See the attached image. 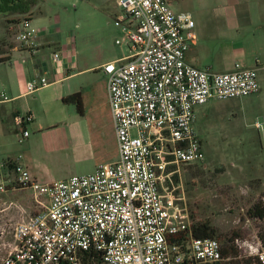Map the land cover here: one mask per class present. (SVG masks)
I'll list each match as a JSON object with an SVG mask.
<instances>
[{
	"label": "built area",
	"instance_id": "1",
	"mask_svg": "<svg viewBox=\"0 0 264 264\" xmlns=\"http://www.w3.org/2000/svg\"><path fill=\"white\" fill-rule=\"evenodd\" d=\"M173 0H117L114 24L129 55L102 70L116 131L119 159L94 173L40 183L18 158L0 155V193L29 190L41 211L14 227L15 246L0 264H84L94 253L105 264H227L223 244L197 238L183 189L182 169L205 161L195 130L196 109L217 101L248 97L261 87L256 68L236 65L232 72L200 69L187 61L197 40L191 14L175 12ZM30 19L16 35L33 50L40 29ZM60 52L52 60L58 64ZM51 84L35 71L27 92ZM9 97L0 95V103ZM32 114L17 116L25 129ZM262 129V125H256ZM234 247L264 264L259 237L235 239Z\"/></svg>",
	"mask_w": 264,
	"mask_h": 264
},
{
	"label": "rangeland",
	"instance_id": "2",
	"mask_svg": "<svg viewBox=\"0 0 264 264\" xmlns=\"http://www.w3.org/2000/svg\"><path fill=\"white\" fill-rule=\"evenodd\" d=\"M101 1L40 0L34 12L38 16L40 9L42 15L31 24L36 28L46 27L50 40L55 41L47 52L53 54L57 43L70 37L78 51L81 67L102 57L129 55L126 45H116V39L123 36L118 35L119 28L114 24L110 5L97 10L99 12L94 10ZM199 3L200 0H180V4H174L172 8L176 12L193 14L199 24L196 16ZM8 24L5 16L0 15V37L5 36L0 42V51L8 46L9 52V45L20 49L16 35L21 25L14 24L9 30ZM213 40L217 41H213L214 49L219 48L216 46L220 42L221 47L228 43L225 39ZM204 42L209 45L210 38L206 37ZM203 58L206 63L212 61L209 55L205 54ZM8 71L9 64L0 60V85ZM259 81L261 89L257 94L211 102L196 109L195 130L202 141L206 159L182 169L183 191L193 225H209L215 231V239L224 247L233 245L237 238L259 237L264 227V220L248 216L249 209L264 195V72L260 73ZM98 83L101 85L100 81ZM50 90L39 93L45 97ZM32 98L30 96L28 101ZM95 101L86 105L83 116L75 104L58 102L47 107L41 100L34 102L35 120L27 124L30 137L20 142L17 133L3 135L0 138L1 156L4 158L10 153L21 157V162L42 184L88 175L100 165L117 161L119 151L115 138L107 142L103 155H97L94 139L97 131L94 132L92 127L101 125L104 129L107 125L109 129L111 123L106 100L103 105L101 101ZM258 123L262 129L256 127ZM41 209L29 190L0 193V260L14 249V227ZM238 253L240 258H247Z\"/></svg>",
	"mask_w": 264,
	"mask_h": 264
},
{
	"label": "crops",
	"instance_id": "3",
	"mask_svg": "<svg viewBox=\"0 0 264 264\" xmlns=\"http://www.w3.org/2000/svg\"><path fill=\"white\" fill-rule=\"evenodd\" d=\"M102 1L101 5H97L94 10L99 12L97 10L104 9L107 5H110V11L114 13L115 21L121 14L117 0ZM38 4H40V1ZM38 4L32 10L31 21L42 15L40 9L38 16L34 12ZM174 4H180V0H173L171 8ZM199 6L196 14L199 24L194 19L197 40L187 53V61L195 67L200 69L210 68L217 73L232 72L235 70L236 65L245 68H256L258 76L264 72V0H200ZM172 9L174 10V8ZM5 18L8 22L20 20L19 24L9 22L8 28L11 30L14 24L20 26L25 16L9 15L5 16ZM206 26L209 27V30L206 29ZM39 29L40 34L36 40L35 49L29 50L22 47L18 49L16 46L9 45V52L8 46H4L6 50L2 49L0 51V60H5L3 62L9 64L8 74L0 85V95L4 94L9 97V101L0 103V138L5 134L14 132L19 134V141L21 140L22 134L15 126V118L28 113L34 116L36 109V103L34 104V102L41 100L49 107L53 103L63 102V99L67 96L80 93L82 97L80 114L82 116L86 113V105L92 104L95 100L101 101L103 105L106 100L107 117L111 123L109 129L107 125L104 129H102L101 125L92 127L94 132L97 131L96 136L94 134L97 155H103L107 142L112 140L110 138H115L116 142L117 138L108 101V79L102 68L108 63L119 62L128 55L113 58L102 57L95 62L88 61L87 63H90V65L81 67L78 51L73 44V38L68 37L67 41L57 43L56 52L58 51L62 54V59L58 64H54L52 60L53 54L48 53L47 48L54 44L55 41L50 40L51 36L48 34L46 27L40 26ZM118 31V35L122 36L121 31ZM206 37L210 38L209 45L204 42ZM4 38L5 36H1L0 42L4 41ZM213 38L225 39L228 43L221 47L222 43L220 42V45L216 46L219 48L214 49L213 41H217L213 40ZM124 45L125 43H122L119 46ZM16 52H20V54ZM205 54L211 57V62H205L203 58ZM35 71H41L46 74L51 80V84L34 94H30L27 92V83ZM98 81H100L101 85H99ZM45 89L51 90L44 97L39 92ZM30 96H33V98L28 101ZM27 126L25 129H27ZM5 158L18 157L8 153L4 156Z\"/></svg>",
	"mask_w": 264,
	"mask_h": 264
},
{
	"label": "trees",
	"instance_id": "4",
	"mask_svg": "<svg viewBox=\"0 0 264 264\" xmlns=\"http://www.w3.org/2000/svg\"><path fill=\"white\" fill-rule=\"evenodd\" d=\"M40 0H0V15H22L24 19H30L33 8L38 4ZM23 19V20H24ZM22 20V21H23ZM21 21V22H22ZM10 23L19 24L20 20L9 21ZM5 61V60H3ZM65 104H75L78 110H82V97L80 93L67 96L63 99ZM248 216L251 219L264 220V195L261 200L254 204L248 211ZM195 236L197 238H215V231L207 224H200L193 226ZM259 238L264 246V227L259 232ZM231 241V240H229ZM225 256H231V261L227 264H258L251 258H240L238 250L234 247V244L227 245L224 248ZM84 264H105L100 256L94 253H85Z\"/></svg>",
	"mask_w": 264,
	"mask_h": 264
}]
</instances>
